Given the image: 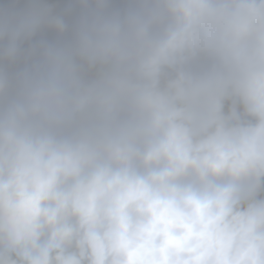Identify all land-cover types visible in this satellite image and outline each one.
Here are the masks:
<instances>
[{"label":"clouds","instance_id":"1","mask_svg":"<svg viewBox=\"0 0 264 264\" xmlns=\"http://www.w3.org/2000/svg\"><path fill=\"white\" fill-rule=\"evenodd\" d=\"M0 264H264V0H0Z\"/></svg>","mask_w":264,"mask_h":264}]
</instances>
